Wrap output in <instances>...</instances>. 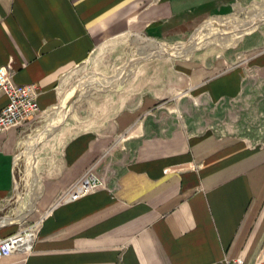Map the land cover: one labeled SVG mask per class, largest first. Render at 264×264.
<instances>
[{
  "label": "crops",
  "instance_id": "1",
  "mask_svg": "<svg viewBox=\"0 0 264 264\" xmlns=\"http://www.w3.org/2000/svg\"><path fill=\"white\" fill-rule=\"evenodd\" d=\"M250 1L0 0V80L42 89L39 114L0 130V216H28L9 207L19 159L32 145L29 126L60 103L71 68L116 35L173 38ZM160 72L132 103L110 93L86 100L90 124L37 147L41 160L28 163L32 215L44 220L32 249L1 264L252 263L264 254V48L248 71L216 57ZM7 101L0 83V109ZM249 105L254 114L243 116ZM94 167V191L47 211Z\"/></svg>",
  "mask_w": 264,
  "mask_h": 264
},
{
  "label": "rangeland",
  "instance_id": "2",
  "mask_svg": "<svg viewBox=\"0 0 264 264\" xmlns=\"http://www.w3.org/2000/svg\"><path fill=\"white\" fill-rule=\"evenodd\" d=\"M258 12L264 13V0L247 2L227 15L209 16L195 30L173 38H158L149 34H143L147 37L144 38L138 37V34L133 32H125L104 42L102 46L104 48L97 50L86 60L71 68L63 76L60 83V103L56 108L40 115L29 126L28 135L32 141L30 140L31 142L29 141L28 143L33 146L28 145L27 147L26 145L25 151L21 153L19 159L18 185L13 190L9 207L16 209L14 207L17 206V209L21 210L19 213H25L28 216H24L20 220L5 221V223L0 225V235L16 232L20 228L32 224H36L35 233L37 235L44 219L32 215L31 198L32 187L34 186H32V181L34 180L32 177H35V175L28 163L31 164V162L35 163L41 160L43 154L42 152H38L37 147L45 143L50 136L54 137L52 143L58 144L60 141L63 142L79 132L86 124H90V121H88L89 117L86 115L89 108L86 100H100V98L104 97V94L110 93L113 94L115 100L132 103L145 90L156 85V76L164 74L159 73L163 69V66L177 65L178 62H188L193 59L211 61L216 57L225 58L228 66H245V69L248 71L252 56L264 48V17L260 19V24L254 30L249 31V33L245 32L239 38L230 40L226 44L221 41L223 37L222 31L230 34L233 30L230 25H234L235 23L244 25ZM224 26L225 29H223ZM154 38L155 40L157 39L156 41L160 49H166L167 52L136 60L135 58L139 56L143 42H148ZM132 60L134 61L129 65L130 69L128 72L120 73V69ZM143 67L144 69L142 70L145 71L148 68L147 71L140 74L137 73V69L139 70ZM100 70L106 72L101 73L99 72ZM155 70L157 72L154 73ZM250 76L248 77L249 80L252 79ZM116 80L119 81L117 82ZM124 80L126 83H123ZM252 80L256 79L253 78ZM103 83H105L104 86ZM158 85L161 86L159 83ZM257 93L262 99L264 98L263 89H260ZM76 103L78 104L77 106ZM250 107L251 105L244 107L243 116L254 114ZM178 113L180 116H183L181 110H178ZM260 117L264 118V113ZM54 123H58V125L49 128L45 132L47 126ZM25 164L27 167H25ZM93 170H96L95 167L88 171L94 172ZM70 185L63 190L67 189ZM95 188L96 185H94L92 191ZM16 216L18 215L0 216V220Z\"/></svg>",
  "mask_w": 264,
  "mask_h": 264
},
{
  "label": "built area",
  "instance_id": "3",
  "mask_svg": "<svg viewBox=\"0 0 264 264\" xmlns=\"http://www.w3.org/2000/svg\"><path fill=\"white\" fill-rule=\"evenodd\" d=\"M0 83L8 95L7 103L0 109V130L21 124L39 114L38 97L42 89L37 82H16L11 78H6L0 80ZM93 189L92 177L89 171L85 172L58 195L47 211L53 210L60 203L76 200ZM35 227L36 224H32L16 232L0 235V258L16 251L30 250L36 236ZM220 264H264V254L260 253L252 263L245 261L242 256H228Z\"/></svg>",
  "mask_w": 264,
  "mask_h": 264
},
{
  "label": "bare ground",
  "instance_id": "4",
  "mask_svg": "<svg viewBox=\"0 0 264 264\" xmlns=\"http://www.w3.org/2000/svg\"><path fill=\"white\" fill-rule=\"evenodd\" d=\"M262 17H264V13H262V12H258V13H256V14H254L253 15V18L251 19V20H249V21H247V23H244V25L243 24H239V23H235L234 25H230V26H232V28H233V30H232V32L230 33V34H228V33H226V32H224V31H222V33H223V37L221 38V41L223 42V43H228V41H230V40H235V39H237V38H239V36H241L243 33H245V32H247V33H249V31H252V30H254L259 24H260V19L262 18ZM227 26V25H226ZM242 28V29H241ZM223 29H225V26H224V28ZM139 39H142V38H139ZM224 44V45H225ZM164 52H167V50L166 49H160V47H159V45H158V43H157V41L155 40V39H150L148 42H143V44L141 45V49H140V54H139V56L137 57V58H135L136 60H139L140 58L142 59V58H149V57H152V56H155V55H157V54H162V53H164ZM134 59V60H135ZM134 60H132L131 62H129L127 65H125V66H123L121 69H120V73H124V72H128V70L130 69L129 68V65L130 64H132L133 63V61ZM136 62V61H135ZM134 62V63H135ZM132 66V65H131ZM119 73V72H118ZM117 73V74H118ZM113 76H115V75H113ZM99 77V76H98ZM117 78H120V77H117ZM107 79V78H106ZM112 79H114V78H112ZM104 80V79H103ZM117 81V80H116ZM119 81V80H118ZM117 81V82H118ZM111 82H112V80H111ZM107 83V82H106ZM104 84L105 83H103V86H104ZM109 85H111V84H109ZM73 94V93H72ZM58 125V123H54L53 125H48L47 126V128L45 129V132L49 129V128H52V127H55V126H57ZM44 135V134H43ZM43 137V136H42ZM17 219V218H20V217H14V218H10V217H6V218H3L2 220H0V225L1 224H3V223H5V221H6V219ZM23 217L21 216V219H22ZM12 220V221H13ZM20 220V219H19ZM10 221V220H9Z\"/></svg>",
  "mask_w": 264,
  "mask_h": 264
}]
</instances>
